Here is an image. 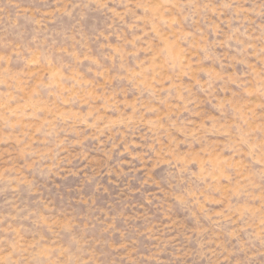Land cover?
Returning a JSON list of instances; mask_svg holds the SVG:
<instances>
[{"label": "rangeland", "instance_id": "1", "mask_svg": "<svg viewBox=\"0 0 264 264\" xmlns=\"http://www.w3.org/2000/svg\"><path fill=\"white\" fill-rule=\"evenodd\" d=\"M0 264H264V0H0Z\"/></svg>", "mask_w": 264, "mask_h": 264}]
</instances>
